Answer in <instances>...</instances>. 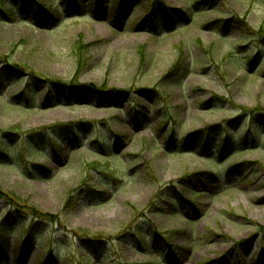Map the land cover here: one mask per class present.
Listing matches in <instances>:
<instances>
[{"label": "rangeland", "instance_id": "rangeland-1", "mask_svg": "<svg viewBox=\"0 0 264 264\" xmlns=\"http://www.w3.org/2000/svg\"><path fill=\"white\" fill-rule=\"evenodd\" d=\"M134 1L139 7L117 20L113 0L91 14L85 12L91 0H81L84 9L73 0L64 20L50 28L31 14L13 21L0 10V55L33 75L69 81L81 38L89 46L81 82L126 93L123 101L113 95L108 103L92 104L95 97L88 94L82 102L74 96L66 103L53 90L42 106L48 84L31 79L27 90V78L3 81L0 139L16 131L5 140L11 152L0 160V188L60 219L41 224L28 217L40 230L21 258L23 229L0 201V225L11 218L6 262L0 264H264V119L259 118L262 129L252 133L258 119L228 102L264 109V54L258 56L263 47L242 28V22L254 31L264 28V0H215L222 14L205 8L209 0H160L190 15L189 23L163 32H152L149 23L138 27L147 0ZM46 4L64 6L61 0ZM28 95L35 107L23 100ZM142 107L147 122L139 128L130 116ZM165 111L169 133L179 143L172 148L161 145L158 131ZM81 122L87 125L78 127ZM216 126L220 142L233 136L250 146L219 157L214 144L207 153L189 137ZM33 140L41 141L36 149L28 146ZM51 141H59L61 159L54 157ZM32 168L49 173L35 178L28 172ZM211 176L218 182L209 184ZM80 231L104 241L82 244Z\"/></svg>", "mask_w": 264, "mask_h": 264}, {"label": "trees", "instance_id": "trees-1", "mask_svg": "<svg viewBox=\"0 0 264 264\" xmlns=\"http://www.w3.org/2000/svg\"><path fill=\"white\" fill-rule=\"evenodd\" d=\"M61 1L64 2V6H61V5L58 6L56 4L48 5L46 4V0H0V10L2 11V14L4 15L5 18H7L8 20H13V21L17 18L19 19L23 18L27 14H31V17L35 19V22H37L39 26L41 27L46 26L47 28H50L51 26L61 23L64 20V13H67L72 8L71 2L73 0H61ZM157 1L160 4L159 11L156 10ZM74 2L76 3L78 7L83 8V9L85 8V5H87L85 3L84 4L81 3V0H74ZM105 2L106 0H91V4L89 6V9H91V12L89 9L87 11L85 10V12H87V14L88 13L91 14L93 9L96 11L97 8L101 4L104 5ZM215 2L217 1L215 0L207 1V6L205 8H211L212 10L211 12H214L216 14L224 13V7H220ZM200 3L201 1H197L195 2V5H198ZM138 7L139 5L135 4L134 0H113V2L111 3V8L115 10V13L117 15V20H120V18H123V16H125V14L131 8L137 9ZM193 8H196V7L195 6L191 7V11H190L191 13L194 12ZM143 11L145 15L142 19H140L137 22V25L139 28H141L144 24L149 23L147 27L152 32H158L159 30H161V32H163L164 30L170 31L179 25H183V24L185 25L190 22V15L187 13V8L182 9V10L172 9L168 7L166 4H164V2H161L160 0H147V5L143 6ZM85 18H87V16ZM236 23L239 25H242L243 23L242 28H243L244 33L248 36V38H254L256 39L257 42L261 43L263 48L259 52L258 56H261L262 54H264V28H261L258 31H254L249 26H247L244 22L241 23L240 20L236 21ZM87 47L89 46L85 45L82 42L81 38H80V41L75 45L76 72L73 78L69 81H62L59 79H44L37 75H33L34 73H30L26 69V67L20 66L14 63L12 59H10L9 56L0 55V63L2 64V67L0 68V93L2 92L5 86V85L3 86L4 84L3 81L6 78L9 77L8 79L14 81V84H16V82H20L23 78L25 79L27 78L26 79L28 80V84L26 85L28 86L27 90L31 89L30 88L31 85L29 84V81L31 79H33L32 81L35 80L38 86H43L45 84H48L49 87H46L45 89L42 106H47L46 101L48 100V96H51L52 93L54 92L53 90L58 92L59 95H62L65 98L64 101H66V103L73 102L74 96H77L78 98L77 101L80 102L81 100L82 102L83 99L81 96L88 95V94L94 95L95 97L94 101L93 100L91 101L92 104H96L97 102L108 103L113 95L116 96L115 97L116 101L125 100L126 93L123 91H120L118 89H113L107 86L101 87V86H97L94 84H84L81 82L80 75L86 70V68L88 67V63H89V58H87V51H86ZM256 58L257 57H254L250 60L251 66L253 65V62H255ZM253 74L257 75V73H253ZM262 76H264V71L262 73ZM28 93L29 95L31 93L34 94L35 91H33L32 89V91L30 92L28 91ZM29 95L28 97H25L23 100L26 101L27 104H29L30 106L35 107L34 105L35 103H33L29 99ZM161 96L164 99H166L165 94H161ZM228 102H230L235 108H237L243 116H249L253 121L255 120L257 121L258 119L255 125H251L253 128H255V129H252V133H256L257 130L260 131L262 129L260 125H258V123L260 121L259 118L264 119V109L258 107L252 110V109H247V108L237 105L233 100H228ZM77 104L78 103H74V105H77ZM216 104L223 105L225 104V100L222 101L221 99H217ZM60 105H61L60 103H56V106H60ZM145 113H147V111L144 107H142L140 111L132 113L130 116L131 122L134 125H138L139 128H144L147 122ZM161 116H162V123H161L160 128L158 129V131L160 130V133H162V136H163L161 139V145L163 146L166 145L171 148L179 145L178 142L175 143L176 142L175 139L169 133L171 131L168 129V125L171 120V117H169L168 112L167 111H165V113L163 112ZM82 125H87V124L85 122H81L79 123L78 127L82 128L81 127ZM217 127L218 126L209 127L207 130H204V131L192 132L189 135V137L192 136L196 138L194 140H196V142L199 143L198 147L200 149L201 148L204 149V152H207V153L209 152V146L211 144H214L213 146L217 148L219 157L220 156L222 157L224 154H226L231 149L234 150L232 151L233 152L232 156L236 154H241L243 153V151H241L243 149L240 150V148H247L250 146L249 144H247V141L245 140V138H241V140L236 141L233 136H230L227 138V140H222V142H220L219 137L215 135L216 133H213V131ZM211 129L212 131H209ZM13 131H16V130L11 129V130L6 131V133H3L5 135V138L3 137V140L0 139V160L3 162H5L9 158V153L11 152V150L9 151V149L6 147L5 140L10 139V137L12 136L11 134H13L12 133ZM120 137L121 136H119L118 138ZM256 139H257L256 137L252 138V140L255 141L252 146H255L257 144ZM155 140L157 141L156 138ZM40 142L41 141L33 140L32 142L28 143V146L35 145V143H40ZM56 143L52 142V153L54 157L56 156L57 158L61 159L62 151L59 149V145H58L59 141H57ZM183 143L185 144L186 141H183ZM35 149H36V145H35ZM257 149L261 150V145H259ZM13 152H15V149L13 150ZM187 152L194 154L193 151L191 150ZM176 153H181V152L178 150L176 151ZM18 158L21 159L20 157H17V159ZM11 160L14 161V158H12ZM32 169H28V172L32 173L33 176H35V178H41L46 173H49V171L44 173L37 169H33L34 171H32ZM233 169L235 168H232L230 171H232ZM228 174H231V173H228ZM200 175L201 174H194V176L196 177ZM240 176L243 177L242 174ZM209 178H210L209 184H211L214 181L216 183L218 182L217 176H211ZM202 182L206 183V177L202 179ZM158 197L159 195H156L153 202ZM0 201L5 202L11 208V210L8 212L7 215H10V216L17 215L18 216L17 218L19 222L18 226L23 229V231L20 233V236H19L20 244L17 247V251L19 252V256L21 258L25 256L27 248L29 247L31 242H33V240L35 239L37 235L36 231L40 230L38 223L46 224L51 221H55V220L58 221L60 219V215L55 216V215L43 213L40 210H38L36 207L28 206L27 204L21 202V200L17 198L15 195H9L5 193L1 188H0ZM67 207H72V204L68 202ZM10 216L4 218L3 222L0 225V255L2 254V256H0V263L6 262V256L4 255V250L7 245V241L5 240L6 238L5 236L6 234H8L7 231H8V227L10 223L9 220H11ZM28 217H30L31 219L32 218L37 219L38 223L37 222L28 223L27 222ZM14 232L15 231H12L11 234H14ZM78 236H80L81 239L79 237L78 238L80 239L82 244L94 243L95 245L96 243H101L104 241V240H101L102 237L92 235L86 231H80V234H78ZM47 245L48 244L46 243L45 246ZM169 248H171V245H169ZM44 249L45 247L43 248V250ZM46 263L47 261L41 260V263L39 264H46Z\"/></svg>", "mask_w": 264, "mask_h": 264}]
</instances>
